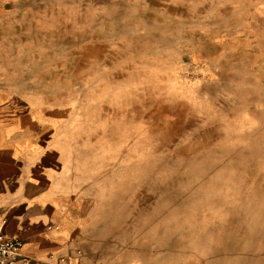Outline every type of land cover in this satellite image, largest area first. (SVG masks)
Returning a JSON list of instances; mask_svg holds the SVG:
<instances>
[{
    "label": "rangeland",
    "instance_id": "374dc122",
    "mask_svg": "<svg viewBox=\"0 0 264 264\" xmlns=\"http://www.w3.org/2000/svg\"><path fill=\"white\" fill-rule=\"evenodd\" d=\"M4 2L12 63L75 111L92 244L264 264V0Z\"/></svg>",
    "mask_w": 264,
    "mask_h": 264
},
{
    "label": "crops",
    "instance_id": "0c3cea01",
    "mask_svg": "<svg viewBox=\"0 0 264 264\" xmlns=\"http://www.w3.org/2000/svg\"><path fill=\"white\" fill-rule=\"evenodd\" d=\"M0 0V228L22 241L26 264H131L106 239L87 238V164L74 160L75 111L57 93L30 86L12 63ZM90 222V224H89ZM91 245V246H90ZM63 264V263H62Z\"/></svg>",
    "mask_w": 264,
    "mask_h": 264
},
{
    "label": "built area",
    "instance_id": "2783aa9c",
    "mask_svg": "<svg viewBox=\"0 0 264 264\" xmlns=\"http://www.w3.org/2000/svg\"><path fill=\"white\" fill-rule=\"evenodd\" d=\"M22 241L16 236L7 237L0 228V264H26L28 259L20 255ZM66 259L59 258V263L64 264Z\"/></svg>",
    "mask_w": 264,
    "mask_h": 264
}]
</instances>
